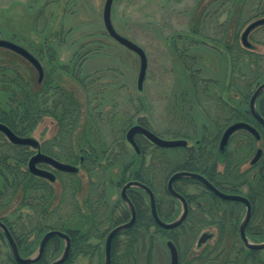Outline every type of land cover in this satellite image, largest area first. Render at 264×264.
<instances>
[{
  "label": "rangeland",
  "instance_id": "1",
  "mask_svg": "<svg viewBox=\"0 0 264 264\" xmlns=\"http://www.w3.org/2000/svg\"><path fill=\"white\" fill-rule=\"evenodd\" d=\"M258 2L257 9H264V0ZM105 3L106 0H0V40L25 48L44 72L40 81L39 72L30 61L0 47V73L6 75V80L21 76L29 85L31 96L38 99L36 105L42 106L41 112L47 111L38 114L35 125L22 122L26 133L17 135L35 139L43 153L80 167L79 173L70 179L74 198L65 200L60 180L52 186L47 178H38L29 171L30 159L41 148L19 150L25 156L24 173L29 171V175H25L13 203L0 218L11 224L23 258L35 256L44 235L60 229L72 240L63 264H104L109 231L129 218L124 217L127 209L120 195L122 186L133 180V173L150 169V177L159 179L157 187L163 193L168 178L183 170L181 165L192 154L191 150L202 146L205 152L209 149L211 159H216L220 139L229 126L255 122L244 119L246 112L251 114L253 93L264 83V71L260 68L257 74L254 60L246 53L233 64L228 49L233 51L235 46H241L251 50L261 58L259 64L263 67L264 25L249 34L250 48L243 45L242 35L264 15L244 23L240 6L232 12L228 0H114L111 20L115 30L140 46L147 56L146 77L139 90L140 58L108 34L103 21ZM208 17L210 38L202 40L193 30H197L201 19ZM44 83L48 85L43 89ZM19 90L11 81H0V113L15 108L20 113L19 100L11 94ZM63 96L71 101L75 111L72 116L65 114V129L60 127L64 107H54ZM262 98L264 92L258 99L259 111L264 110ZM136 125L164 140H185L188 148L169 149L160 155L149 139L137 134L141 148V153H137L127 141L129 129ZM12 144L0 133V160ZM258 149L264 151L261 134L259 140L244 132L232 136L228 160L233 174L241 182L243 173L250 174L249 183L240 188L239 195L245 196L257 186L255 176L261 173L260 165L252 167L251 161ZM202 161L207 163V158ZM223 168L218 164L219 171ZM44 169L51 170L48 166ZM5 176L0 165V190L12 177L15 179ZM29 176L35 184L30 185ZM44 183L52 190L45 205L48 197ZM178 186L188 194L203 191L199 185ZM164 199L171 212L165 216L166 221L176 220L181 214L180 204L168 196ZM21 201L23 208L19 209ZM26 203L38 205L39 215ZM147 204L145 201L146 207ZM144 205L139 207V220L132 232L120 234L114 240L112 261L116 264H171L168 241L175 243L181 264H197L217 248L225 254L226 250L242 247V259L248 249L239 234L246 215L242 205L201 198L191 205L187 222L175 231H162L153 223L147 224ZM255 207L247 225L252 233L247 237L258 244L264 243V196ZM45 212L48 221L42 220ZM54 212L56 215L51 217ZM220 219L223 223H219ZM193 226L198 229L195 234L188 231ZM1 231L0 264H16ZM203 234L211 238L199 246ZM135 235V257L125 260V247ZM50 241L43 260L34 264H51L62 256L65 241ZM216 256L211 255V260ZM257 258L264 260V250Z\"/></svg>",
  "mask_w": 264,
  "mask_h": 264
},
{
  "label": "water",
  "instance_id": "2",
  "mask_svg": "<svg viewBox=\"0 0 264 264\" xmlns=\"http://www.w3.org/2000/svg\"><path fill=\"white\" fill-rule=\"evenodd\" d=\"M113 2H114V0H106L105 6H104V11H103L104 26H105L108 34L114 40H116L119 44H121L122 46H124L128 50L136 53L139 56V58H140V70H139V76H138V89L142 90L143 82H144L145 77H146L147 65H148L147 56H146L145 51L140 46H138L137 44H135L131 40L127 39L126 37L120 35L115 30V28L112 24V20H111ZM262 25H264V19L257 20L255 22L251 23L246 28V30L244 31V33L242 35V42H243L244 46L250 48L251 45L248 42L249 34L251 33L252 30H254L255 28L262 26ZM0 47L10 49V50L18 53L19 55L23 56L24 58H26L28 61H30V63L38 70L39 80L42 81L43 76H44V72H43V68H42L41 64L25 48L15 44V43H12L10 41H7V40H0ZM263 92H264V83L261 84L255 90V92L253 93V95L250 99V112H251L252 116L262 126H264V118L258 112L257 107H256V102L261 97ZM239 130H246V131L250 132L255 137L256 140L260 139L259 132L252 125H250L246 122H237V123H234L231 126H229L226 129V131L224 132L222 139H221V143H220L221 151L225 150V147L227 146L230 137L235 132H237ZM0 132H2L9 139V141L15 145L30 146V147H34V148L39 147V143L35 139L20 137V136L16 135L13 131H11V129H9L6 125H4L2 123H0ZM136 134L144 135L147 139H149L154 145H156L158 147L174 148V147L183 146V145L187 144V142L184 140H164V139L158 137L157 135H155L154 133H152L151 131H149L148 129L137 125V126L132 127L128 131L127 141L133 146V148L138 153L140 152V149H139V147L135 141V138H134ZM261 155H262V150L259 149L257 151V154H256L255 158L253 159L252 163H255L258 159H260ZM38 163H46V164L52 165L56 169L64 171V172L74 173V172L78 171V169L72 165L60 163V162L56 161L55 159L39 152L30 159L29 171L36 176H40V177L47 178L50 180L55 179L54 175L52 173L46 171V170L38 168V166H37ZM180 177H190V178H193V179L200 181L203 185H205L215 195H217L218 197H220L224 200L238 201V202L244 203L247 211H246L245 218H244V220H243V222L239 228L240 238L243 241L244 245L248 249L256 250V251L264 250V243H258V244L252 243L246 234V228H247L249 221L251 220V214H252L251 204L247 198L240 196V195L223 193V192L219 191L211 183H209L205 178H203L202 176H200L198 174L181 172V173H177V174L173 175V177L169 181L168 189H169V193L172 196H174L178 199H181L183 201H184L183 197L181 195H179L173 189V186H172V183ZM130 187H138V188L144 190L149 195L152 216H153L155 222L158 225H160L161 227H163L165 229H173V228L181 225L185 221V219L187 218L188 211H187V207L185 205L184 212L176 221H174L172 223L163 222L157 214L156 205H155V198H154L152 191L146 185L141 184L140 182L133 181V182L128 183L122 190V196L130 207L131 219L128 223L121 225V226L115 228L114 230H112L110 232V234L108 235L107 240H106V244H105V261H104V264H112V241H113L114 237H116L117 235L121 234L122 232L132 228L133 225L135 224V221H136L135 208L126 195V191ZM0 230H2L4 236L6 237L8 243H9L10 249L12 251L13 258L17 264H34V263L38 262L44 254L47 243L50 241V239H52L54 237L61 238L62 240L65 241L66 245H65V250H64V253L62 254V256L51 264H63L66 261V259L68 258L70 250H71V239H70L69 235L66 233H63L61 231H58V230H52V231H49L48 233H46L44 235V237L42 238L40 245H39L38 253L35 256L30 257V258H23L21 256V254L19 253L17 244H16L11 232L9 231L7 226L1 221H0ZM210 238H211V235L203 234L202 237L200 238L199 242H198V245L200 246L201 244L205 243ZM167 245H168L170 252H171V264H179L178 252H177V249H176L174 243L172 241H168Z\"/></svg>",
  "mask_w": 264,
  "mask_h": 264
},
{
  "label": "trees",
  "instance_id": "3",
  "mask_svg": "<svg viewBox=\"0 0 264 264\" xmlns=\"http://www.w3.org/2000/svg\"><path fill=\"white\" fill-rule=\"evenodd\" d=\"M258 1L259 0H228L227 4L230 5L229 9H231L232 12L233 11L235 12L237 10V7L240 6L239 9H240L241 18L243 19L245 17L244 23H246L251 18L264 15V9L263 8L257 9V4L260 3ZM251 13H253V14H251ZM208 18L209 19H206V18L201 19L199 22V27H197V30H193V34L200 36L202 38V40H206V39L210 38L207 31L209 30L208 25L211 22V19H210L211 17H208ZM191 31H192V29H191ZM228 51H229L230 55H232L231 58H232L233 64L238 63V59H240L242 57L241 54L246 53L252 57V60H254V62H252V63L256 65V69H255L256 73L258 74L261 72L260 68H262V71H264V66L262 67V65L260 66V64H259L261 58H259L258 55L255 54L254 52H252L251 50H244L241 46H235V48H233V51L230 49H228ZM182 57H183V55L181 56V58ZM234 66H236V65H234ZM0 70H1V68H0ZM6 79H7L6 75L0 73V81H11L12 84H15V86L20 89L19 92L11 91V94H12V97L15 98V100H19L18 108H20L21 110H20V113H18V111H14L17 108L12 109L9 112H1L0 113V123L6 125L14 133L21 134V133H24L26 131L22 127V124L25 123V121H28L29 124L35 125L37 123L36 120L38 119V114L46 113L47 111L41 112L42 106L36 105L35 100H38V99L34 96H31L30 91H29V85L27 83H24L21 76L16 75V78H13L10 80H6ZM80 81L83 82L81 79H80ZM47 85H48L47 83H44L43 89L45 87H47ZM21 97H22V99H21ZM201 98L202 97L199 96V100ZM261 100H264V98H262ZM60 104H62V107H64V110H65L64 116H62L60 118L61 119L60 127H61V129L62 128L65 129L67 127V126H65L66 124L64 123L67 120V117L65 114H69L70 116H72L71 115L72 112H75V111H74V107H73L71 101L68 100L65 96H63V99L60 100L57 103V105L55 104L54 107H57ZM14 112H16L18 114L14 113ZM261 114L264 116V110L263 109L261 110ZM245 115L247 116L244 119L245 121H249V122L253 121V118L249 112H246ZM17 117H20L21 119H17ZM17 121L21 122V125H18ZM73 124L74 123L72 122L70 125L72 126ZM66 131H68V129H66ZM260 132H261L260 134L264 137V128H261ZM61 136H63V134ZM23 149H25V148L12 144L11 148L8 150L9 152L6 153V151H5L3 158L0 160V165L2 167V171L5 172L6 176L7 177H8V175L9 176H15L14 177L15 179H13V177H12V179L9 182H7V185L4 187V189L0 190V216L5 214L7 211V208L13 203L17 192L19 191L20 187L22 186L23 179L25 181V175L26 176L29 175V174H27V173H29V171H27V173L25 172L26 174L24 173L23 163L25 162V158H24L25 156L21 155L20 151H19V150H23ZM9 154H13V155H9ZM47 154H49V153L47 152ZM49 155H51V154H49ZM202 156H200L197 161H201ZM69 160H71V158H69ZM263 163H264V156L262 159V165H263ZM148 174H149V172H148ZM148 174H147V172L146 173H140V174H139V172H135V173H133L132 176L136 180H140V181L144 182L145 184H147L148 186H150L151 188H154L155 185H157L156 180H155L156 178L155 177L151 178ZM210 179L213 182L215 181V184L218 186L223 184L222 182H219V179L223 180L224 182L231 183L233 185L236 183L235 181H237L234 174H233L231 180L230 179L227 180L225 176L224 177L219 176V175H216L214 173L210 174ZM61 180H62V183L64 185L63 198L65 200H67V199L70 200L71 198L73 199L74 195H73V192H72V189L70 186L71 185L70 180H68V179H65V181L63 179H61ZM29 182H30V185L35 184L33 177H30ZM258 186H259L260 190L257 194L255 193V195L253 196V204L255 206H256V203L258 200V198L256 196L260 195L259 193H262V195H261L262 197L264 196V176H260V182H259ZM44 187L46 188L47 197H48L44 201V205H45L50 200L49 196L51 195L52 190H51L50 185L48 183H44ZM94 191H95V188L93 189V193H94ZM216 202H219V201L216 199ZM23 203L24 202L21 201V203L18 207L19 209L23 208ZM25 205H29V207H32L33 210L37 211L38 205L35 206L33 204H27V203ZM137 210H138V219H137V221H138L139 220V211H140L139 207H137ZM37 214L39 215V211H37ZM40 214H41V212H40ZM55 215H56V212H54L53 216L51 214V217H54ZM43 218H45V219H42V220L48 221L47 212H45V214L43 215ZM0 220L8 227L9 231L11 232V234H12V236L16 242V239H15L14 234H13L12 229H11V224H9L8 221L6 222V221L2 220L1 218H0ZM219 223H223V220L220 219ZM55 230H60V229H55ZM247 231H248V232H246L247 236H248L249 232L252 233L250 227L247 228ZM2 234H3V232H2ZM191 234H195V232L191 233ZM137 238H138V236L135 235L134 237H131L129 242L127 243L125 250H124V254L122 255V257L125 260L132 259L135 257L136 246L138 243ZM59 239L60 238H58V237H54L51 239V241L59 240ZM220 240H221V237H220ZM16 244H17V242H16ZM47 245L49 246V244H47ZM48 246H46V249L44 251V254H43L40 262L43 260ZM18 249H19V247H18ZM241 249H243V248L240 247V248H234V250L233 249L226 250V253L224 254V252H218L220 250V248H217V249H215V251L209 252V255L207 254L206 256H203L204 259H202V260L200 259V261H198L197 264H264V260H259L257 258L258 254L261 251L250 250V249L246 250L245 249L246 253H245L244 257L241 259V255H243L242 254L243 250H241ZM223 251H224V249H223ZM235 252H236V255L234 254ZM213 254L214 255L217 254V256L215 258H212V260H211L210 257ZM117 262H118V260H117ZM112 264H116V263L114 261H112Z\"/></svg>",
  "mask_w": 264,
  "mask_h": 264
},
{
  "label": "flooded vegetation",
  "instance_id": "4",
  "mask_svg": "<svg viewBox=\"0 0 264 264\" xmlns=\"http://www.w3.org/2000/svg\"><path fill=\"white\" fill-rule=\"evenodd\" d=\"M260 100H257L256 102V107H257V104ZM258 110V109H257ZM258 112L261 114V111L258 110ZM261 116L264 118V116L261 114ZM252 118H254L252 116ZM255 122L254 123H249L250 125H252L258 132L259 134L261 133V128H264V126H262L255 118L253 119ZM137 126V125H136ZM131 129V128H130ZM129 129V130H130ZM12 131V130H11ZM226 131V130H225ZM237 132H244V133H247L251 136H253L250 132L246 131V130H239ZM235 132V133H237ZM2 135H4L2 132H0ZM234 133V134H235ZM16 134V133H15ZM224 134V132H223ZM233 134V135H234ZM17 135V134H16ZM137 135V134H136ZM136 135H135V141L140 149V153H141V148L139 146V143L136 139ZM142 135V134H140ZM232 135V136H233ZM5 136V135H4ZM19 136V135H18ZM144 138H146L144 135H142ZM223 136V135H222ZM232 136L230 137L229 139V142L227 144V146L225 147V150L224 151H221V148H220V143H221V139H220V143H219V148H218V154H217V157H216V154H215V157L216 159H211L210 155L211 153H207V151H209V149L206 148V152L204 150H202V146H198V150L196 149H193L191 150L192 154L190 156L187 157V160L183 163V165H181V168L183 170L181 171H178V172H175L173 173L167 180V184H166V187H164V190H163V193H162V190L159 191V187L158 184H160V182L158 181L159 179H155L156 180V184L154 188H151L150 186H148L147 184H145L144 182L140 181V180H136L135 178H133V180H130L128 182H126L123 186H122V189H121V195H120V199L121 201L124 203V205L126 206V209H127V213L124 215L125 216H129V218H127V220L125 222H122V224L116 226L115 228L121 226V225H124L126 223H128L131 219V210H130V207L129 205L127 204V202L125 201V199L123 198L122 196V190L123 188L130 182H133V181H137V182H140L141 184H144L146 185L153 193L154 195V198H155V205H156V210H157V214L159 216V218L163 221V222H166V223H172L174 221H176L181 215L182 213L184 212V208H185V205L187 207V218L185 219V221L173 228V229H165L163 227H161L160 225H158L153 216H152V213H151V204H150V197L149 195L142 189L138 188V187H130L129 189H127L126 191V195L128 197V199L130 200V202L133 204L134 208H135V212H136V221H135V224L133 225L132 228L124 231L121 233V235H125V232H128V231H132L134 229V227L136 226V223H137V219H138V210H137V207H142L145 203V201H147V207L146 205H144V207L146 208V211H147V224H150L153 223V226H155L157 229H160L162 231H175L178 227L180 226H183L187 220H188V217L190 216V211H191V205L193 203H195L197 200L201 199V198H204V197H207L211 200H214L216 202V199L219 201L218 203H232V204H236V205H242L245 207V210L247 211L246 209V206L244 203H241V202H238V201H230V200H224L220 197H218L217 195H215L212 191H210L205 185H203L200 181L196 180V179H193V178H190V177H180L178 179H176L173 183H172V186H173V189L183 197L184 201L181 200V199H178L174 196H172L170 193H169V189H168V185H169V181L170 179L173 177V175L177 174V173H181V172H188V173H194V174H198L200 176H202L203 178H205L209 183H211L213 186H215L219 191L223 192V193H226V194H235V195H239V190L241 187H245L248 183H249V172H246V173H243V177H242V182H241V179L237 177V181H235L236 183L233 185L231 183H228V182H224L223 180H220L219 179V182H222L223 184L222 185H216L215 184V181L213 182L211 179H210V174H216V175H219V176H225L227 180H229L231 177V175L234 173V168L232 167L231 165V161L230 160V152H228V149H229V145H230V142H231V139H232ZM6 137V136H5ZM21 137V136H20ZM254 137V136H253ZM7 138V137H6ZM8 139V138H7ZM147 139V138H146ZM9 140V139H8ZM148 140V139H147ZM149 141V140H148ZM185 141V140H184ZM150 143H152L151 141H149ZM153 144V143H152ZM15 145V144H13ZM154 145V144H153ZM16 146H19V147H30V146H22V145H16ZM156 146V145H155ZM42 147V146H41ZM39 147V148H41ZM185 148H188V144L186 145H183V146H178V147H174V148H164V147H158L156 146V149L160 150V155L166 151V150H169V149H185ZM40 151H38V153H42L44 155H47L53 159H55L56 161L60 162V163H63V164H67V165H72L74 167H76L78 169L77 172H74V173H69V172H64V171H61V170H58L56 169L55 167H53L52 165H49V164H46V163H38L37 166L38 168L40 169H43V170H46L44 169V166H48L49 168H51V170H46L50 173H52L55 177L54 180H50V179H47L49 181V183L53 186L54 183L57 182V180H60V182H62L61 179H63L65 181V179H68L70 180L73 176L77 175L79 173V170H80V167L79 166H76V165H73L71 163H66V162H62L58 159H56L54 156L52 155H49V154H45L42 152V148L39 149ZM135 150V149H134ZM259 150V149H258ZM257 150V151H258ZM262 150V149H261ZM136 151V150H135ZM137 152V151H136ZM138 153V152H137ZM257 154V152H256ZM255 154V156H256ZM197 155V156H196ZM203 155V156H202ZM201 157V161H197L198 158ZM254 156V158H255ZM263 156H264V151L262 150V155L260 157V159H258L255 163H252L251 161V165L252 167H257L260 165V172L263 174L262 176H264V165H262V159H263ZM206 157L208 158L207 159V163H204L203 158ZM210 157V158H209ZM69 157L66 158V160H68ZM229 159V160H228ZM75 161V160H73ZM71 162V160H70ZM84 162V159L81 158L80 159V164L82 165ZM218 164L222 165L223 170L222 171H219L218 170ZM80 165V166H81ZM153 164L148 166L149 168H152ZM262 169V170H261ZM149 172V174H148ZM261 173L260 175H257L255 176V179H256V182H257V186L255 188H251L249 190V194L243 196L245 198H247L251 204V210L252 212H254L256 210V207L255 205L253 204V196L255 195V193L257 194L260 190L258 184L260 182V176H261ZM147 174L149 176H151V171L150 169L147 168ZM235 174V173H234ZM38 178H42L44 179L43 177H40V176H36ZM152 178V177H151ZM156 178V176H155ZM215 178V177H214ZM46 179V178H45ZM225 179V180H226ZM248 181V182H247ZM180 183H184L185 186H193V185H199L203 188V191L200 193V194H188L186 193L184 190H182L178 185ZM226 186V188H224ZM64 188V187H63ZM260 195H257L256 197L258 199H261L262 198V193H259ZM170 197L172 200L174 201H177L180 206H181V214L180 216L174 220V221H166V218L165 216H169V213L171 214V212H169L170 210H168V208L166 207V203L167 202L164 197ZM242 196V195H240ZM104 203V202H103ZM255 207V209H254ZM1 221V220H0ZM2 222V221H1ZM8 228V227H7ZM115 228H113L112 230H114ZM110 230L108 235L110 234V232L112 231ZM198 229H196V227H191L188 231L189 233H194L196 232ZM59 231V230H58ZM120 235V234H119ZM117 235L116 237H114L113 241H112V249H113V242L116 238H118ZM120 235V236H121ZM70 237V236H69ZM108 237V236H107ZM107 237H106V240H107ZM71 239V238H70ZM106 240H105V244H106ZM72 241V240H71ZM72 243V242H71ZM174 243V242H173ZM175 245V243H174ZM176 247V245H175ZM177 249V247H176ZM177 252H178V249H177ZM171 253V252H170ZM171 255V254H170ZM104 256H105V250H104ZM178 258H179V264H181L180 262V256H179V252H178Z\"/></svg>",
  "mask_w": 264,
  "mask_h": 264
}]
</instances>
